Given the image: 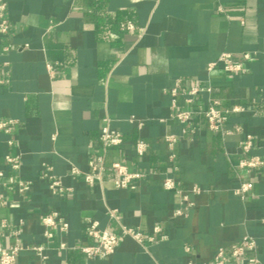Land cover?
Listing matches in <instances>:
<instances>
[{"label":"crops","instance_id":"0c3cea01","mask_svg":"<svg viewBox=\"0 0 264 264\" xmlns=\"http://www.w3.org/2000/svg\"><path fill=\"white\" fill-rule=\"evenodd\" d=\"M6 2L0 120L18 124L0 130V219L9 224L0 227V244L19 239L25 246L16 264H208L219 247L247 235L264 264V167L241 165L248 135L250 154L264 158V0ZM222 52L250 58L239 72L221 65L209 71ZM193 86L200 92L191 96ZM212 98L224 110L243 108L229 114L225 134L211 130L201 111ZM178 109L194 113L183 123ZM106 124L122 143L105 145ZM7 155L18 157V168ZM116 161L140 173L128 187L114 184ZM97 162L102 178L90 183L85 175ZM47 174L64 192L51 189ZM166 178L175 180L173 189ZM18 180H30L31 188L20 192ZM244 182L250 188L238 194ZM52 213L58 220L47 226L43 218ZM94 221L121 235L105 258L81 249L92 241L87 228ZM125 227L140 231L143 242ZM228 264L240 263L229 256Z\"/></svg>","mask_w":264,"mask_h":264},{"label":"built area","instance_id":"2783aa9c","mask_svg":"<svg viewBox=\"0 0 264 264\" xmlns=\"http://www.w3.org/2000/svg\"><path fill=\"white\" fill-rule=\"evenodd\" d=\"M7 9L6 0H0V32L7 34L9 32V21L5 16V11ZM221 11H224L222 7L219 8ZM124 26V25H123ZM127 28H134V24L132 22H128L126 24ZM250 58L249 53H244L242 58H236L231 52H222L221 55L214 61L209 62L207 68L209 71L213 70L217 66L221 65L223 70L227 73H234L243 70V61ZM50 69L52 68L49 65ZM6 78H4L0 74V84L4 83ZM211 91V87L207 89ZM200 92L199 86H193L189 90V94L196 95ZM172 94L175 96L177 94V88L172 89ZM193 100L192 98H188V101ZM243 108L241 106H234L230 109H222L220 107V100L217 98H212L209 104L201 109L204 113L209 128L215 132H222L223 134L227 133V129L225 128V123L229 118V114L231 112L240 111ZM194 113L191 109H178L175 111V116L183 123H186L190 120L191 115ZM18 121L16 119H2L0 120V130H4L7 132H11L14 127H16ZM102 139L105 145H116L120 144L123 141L122 134L117 130L111 129L107 124L103 126ZM167 142L170 146L176 141V136L174 134H170L166 137ZM13 142L12 140L10 141ZM242 149L245 154H248L241 161V165L243 167H247L249 169H254L257 167H264V158L256 154H250V151L253 147V136L248 135L242 142ZM146 150V143L140 141L137 146V151L139 154H143ZM7 161L12 165L13 168L19 167L18 157L7 155ZM113 167L118 171L120 177L114 180V184L117 187H128L130 185V181L139 177L140 173L138 172H129L127 167L120 162H114ZM104 167L101 162H97L93 165L92 171L86 173V180L90 183L95 182L97 179L102 178ZM77 171V170H75ZM2 175V172H0ZM50 179V187L54 192H64L65 188L58 178L54 175L47 174ZM17 190L20 192L28 191L31 188L32 182L30 180H18L15 183ZM164 186L168 189H173L175 187V180L173 178H166L164 181ZM250 188V184L247 182L242 183L241 187L236 190L238 194L244 195ZM194 190L196 192H200V188L195 187ZM185 198H188V195H185ZM5 201L0 195V206H3ZM177 215L182 214V210H178L176 212ZM112 216H116L115 212L112 211ZM58 214L52 213L44 216L43 221L47 226L55 225L58 220ZM61 220V218H60ZM9 224L5 219H0V227L6 228ZM68 223H63V228H67ZM162 228L160 226L155 227V231L160 233ZM21 231L19 228L13 229V234L18 237ZM123 233L126 235H131L136 238L138 241L143 242L144 237L140 231H135L133 228L125 227L123 229ZM87 234L91 237L92 241L88 244L82 245L81 249L89 258H105L115 252L117 246L120 244L121 235L113 232L109 229L101 228L98 221L92 222L87 228ZM48 236H52L53 232L48 231ZM165 237V235H162ZM150 240H154V237H150ZM66 243H61V247L65 248ZM257 240L255 237L251 235H247L243 238V240L239 242L233 243L229 249L221 246L217 249L214 257L208 264H228V257L231 256L236 262L240 264H259L260 259L257 254ZM25 246L17 239L16 244L11 246H5L0 244V264H16L19 256V252L24 249ZM38 250L39 254L43 256V246L34 247ZM192 264V263H189Z\"/></svg>","mask_w":264,"mask_h":264}]
</instances>
